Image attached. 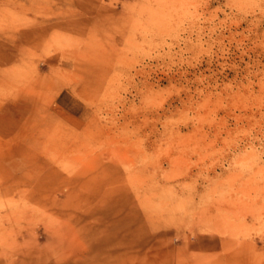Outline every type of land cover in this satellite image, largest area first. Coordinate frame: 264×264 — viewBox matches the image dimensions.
Segmentation results:
<instances>
[{
  "label": "rangeland",
  "instance_id": "1",
  "mask_svg": "<svg viewBox=\"0 0 264 264\" xmlns=\"http://www.w3.org/2000/svg\"><path fill=\"white\" fill-rule=\"evenodd\" d=\"M0 264H264V0H0Z\"/></svg>",
  "mask_w": 264,
  "mask_h": 264
}]
</instances>
